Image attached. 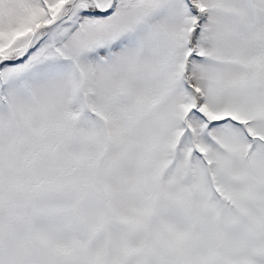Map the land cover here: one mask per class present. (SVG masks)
I'll return each instance as SVG.
<instances>
[{"label": "rangeland", "instance_id": "obj_1", "mask_svg": "<svg viewBox=\"0 0 264 264\" xmlns=\"http://www.w3.org/2000/svg\"><path fill=\"white\" fill-rule=\"evenodd\" d=\"M57 1L0 0V264H264V0H65L4 61Z\"/></svg>", "mask_w": 264, "mask_h": 264}, {"label": "trees", "instance_id": "obj_2", "mask_svg": "<svg viewBox=\"0 0 264 264\" xmlns=\"http://www.w3.org/2000/svg\"><path fill=\"white\" fill-rule=\"evenodd\" d=\"M44 1V0H42ZM79 1V0H76ZM65 0H58L53 4V7H50V5L45 4L41 7L40 11L31 12V14L28 15V17L25 20L24 28L20 29L21 34H20V39H15L13 41V44L9 46L8 48L3 47L1 50V53L5 55L6 57L11 58H16L20 55L21 51H24L25 46H27V43L29 42L30 36H32L33 33V28L36 27V25L39 23V21H45V22H50L54 20V17H56V14L59 13V9H61L64 4ZM68 9L70 8L69 6L67 7ZM194 13H197V11L193 10ZM52 27H44L40 28L36 39L33 42V47L37 48L40 43L41 39L38 37L42 38V36L47 35L48 29L50 30ZM197 29H194L192 31V36L196 33ZM4 65V62L0 63V67Z\"/></svg>", "mask_w": 264, "mask_h": 264}, {"label": "water", "instance_id": "obj_3", "mask_svg": "<svg viewBox=\"0 0 264 264\" xmlns=\"http://www.w3.org/2000/svg\"><path fill=\"white\" fill-rule=\"evenodd\" d=\"M113 1H114V0H111V3H114ZM111 3H110V5H111ZM97 8H99V7L97 6ZM97 13L100 14V15H106V14L110 13V10H109V11H106V12H103V11H100V9H99V11H98ZM57 21H58V18H57L53 23H56ZM48 25H50V24H40V25H38V26L36 27V29H35L34 34H35V33L37 32V30L40 29L42 26H48ZM27 51H28V48L24 51V53H23L20 57H18V58H16V59H11V60H10L9 58H4V61H6L8 64H16V63H19V62H21V61L24 59V57H25Z\"/></svg>", "mask_w": 264, "mask_h": 264}]
</instances>
